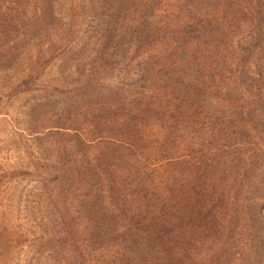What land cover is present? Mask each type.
<instances>
[{"label": "rangeland", "instance_id": "obj_1", "mask_svg": "<svg viewBox=\"0 0 264 264\" xmlns=\"http://www.w3.org/2000/svg\"><path fill=\"white\" fill-rule=\"evenodd\" d=\"M0 264H264V0H0Z\"/></svg>", "mask_w": 264, "mask_h": 264}]
</instances>
